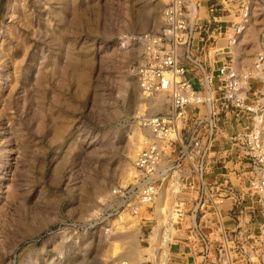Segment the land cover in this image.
Listing matches in <instances>:
<instances>
[{"label": "rangeland", "instance_id": "1", "mask_svg": "<svg viewBox=\"0 0 264 264\" xmlns=\"http://www.w3.org/2000/svg\"><path fill=\"white\" fill-rule=\"evenodd\" d=\"M166 3L0 0V264L140 263L166 253L169 189L162 215L155 199L140 217L112 194L132 182L141 118L166 109V94H143L130 71L143 52L130 39L157 32ZM250 23L232 49L238 70L259 50L264 9ZM250 87L264 132V65ZM254 219L244 232L250 260L237 264H264L261 210Z\"/></svg>", "mask_w": 264, "mask_h": 264}, {"label": "built area", "instance_id": "2", "mask_svg": "<svg viewBox=\"0 0 264 264\" xmlns=\"http://www.w3.org/2000/svg\"><path fill=\"white\" fill-rule=\"evenodd\" d=\"M205 1L167 0L159 30L130 39L143 46L139 62L130 67L138 89L147 96L164 93L167 102L163 113L141 118L145 137L132 182L112 194L120 200L118 209L140 217L164 185L173 203L161 244L183 229L199 264H237L250 260L244 214L256 207L264 216L263 120L250 92L254 72L263 69L264 36L250 69H236L232 49L255 12L264 9V0ZM219 40L224 47H218ZM221 140L227 147H220ZM226 204L233 227L225 225ZM257 228L264 230V223ZM115 264L169 260L156 252L151 261Z\"/></svg>", "mask_w": 264, "mask_h": 264}, {"label": "crops", "instance_id": "3", "mask_svg": "<svg viewBox=\"0 0 264 264\" xmlns=\"http://www.w3.org/2000/svg\"><path fill=\"white\" fill-rule=\"evenodd\" d=\"M224 128L229 135L233 133V127L231 125L228 124ZM220 147L221 148L227 147V143L224 140H221ZM223 172L224 170L220 172L221 175L225 174ZM228 177H230V179L233 182H237V176H232V175L230 176V174L228 173ZM207 178L211 179V176H208ZM222 209L224 210V215L226 216L224 218L225 225L227 227H233L236 221L233 216H230V214L227 213V210L230 209V205L226 204L222 207ZM258 211L259 210L256 207H254L253 211L251 210L246 211V214H244L243 219H242V222H243L242 224H245L246 229L254 227L252 222L255 221L254 217L256 216V213ZM153 213H155L154 208H153L152 214ZM185 238H188L187 231L183 229H180V230L177 229L176 231H174L170 242L165 245L164 248L166 250V256L169 260V264H199L200 258L197 254V250L194 247H192L189 244V242L185 240Z\"/></svg>", "mask_w": 264, "mask_h": 264}, {"label": "bare ground", "instance_id": "4", "mask_svg": "<svg viewBox=\"0 0 264 264\" xmlns=\"http://www.w3.org/2000/svg\"><path fill=\"white\" fill-rule=\"evenodd\" d=\"M199 11H200V9H199ZM251 24V23H250ZM150 101V100H149ZM149 106L152 108V107H155L156 106V104H153V103H151V102H149ZM261 127L263 128V124L261 125ZM262 137H264V132H263V135H262ZM264 139V138H263ZM139 141L141 140V136H139V139H138ZM164 186V185H163ZM163 186H161L160 188H159V190H158V192H157V195H158V197H157V195H156V205H155V207H156V209L159 211V213L162 215V213H164L165 212V210H164V208H163V204H162V201H164V198H162V193L160 192L161 190H164V187ZM173 192H175V190H173ZM155 201V200H154ZM162 220V221H161ZM165 219L163 218H161L158 222H157V224L158 223H160V224H158L157 225V228H156V232H158L159 233V229H160V225H163V221H164ZM163 231H166L167 229L168 230H170V225H166V222H165V224L163 225ZM162 229V228H161ZM154 255V254H153Z\"/></svg>", "mask_w": 264, "mask_h": 264}]
</instances>
